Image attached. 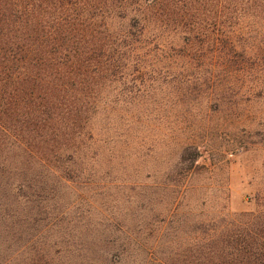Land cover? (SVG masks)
<instances>
[{
    "label": "rangeland",
    "instance_id": "1",
    "mask_svg": "<svg viewBox=\"0 0 264 264\" xmlns=\"http://www.w3.org/2000/svg\"><path fill=\"white\" fill-rule=\"evenodd\" d=\"M243 31L252 57L140 55L69 117L0 94V264L228 261L240 215L264 211V29Z\"/></svg>",
    "mask_w": 264,
    "mask_h": 264
},
{
    "label": "trees",
    "instance_id": "2",
    "mask_svg": "<svg viewBox=\"0 0 264 264\" xmlns=\"http://www.w3.org/2000/svg\"><path fill=\"white\" fill-rule=\"evenodd\" d=\"M250 27L264 29V0H0V94L40 103L48 120L57 109L69 117L71 93L88 78L112 76L140 55L252 57L232 41ZM169 30L186 42L167 45ZM240 217L219 264H264V211Z\"/></svg>",
    "mask_w": 264,
    "mask_h": 264
}]
</instances>
